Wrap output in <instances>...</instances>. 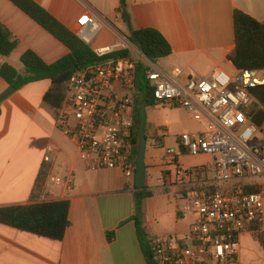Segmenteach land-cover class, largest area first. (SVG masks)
I'll return each mask as SVG.
<instances>
[{
  "label": "crops",
  "instance_id": "obj_1",
  "mask_svg": "<svg viewBox=\"0 0 264 264\" xmlns=\"http://www.w3.org/2000/svg\"><path fill=\"white\" fill-rule=\"evenodd\" d=\"M33 1L75 34L78 20L86 13L95 14L102 28L93 50L116 46L122 39L129 41L132 30L156 29L171 44L173 53L157 64H147L167 71L179 67L189 77L200 78L210 77L214 71L230 75L237 71L229 59L236 48V10L264 21V0H126L129 24L120 13L121 0ZM0 23L19 41L9 57H0V65L8 64L20 74L24 73L21 57L27 51L35 52L49 65L69 54L65 45L10 0H0ZM52 86L51 80L30 83L0 104V209L31 204L47 147L54 146L61 152L59 172L65 175L72 171L78 181L69 197L56 199L70 203L71 225L58 241L0 224V264H148L131 220L136 176L127 177L117 169L89 171L78 161L75 143L57 129L55 109L45 102ZM9 88L0 77V97ZM160 106H147V143L150 139L152 147L174 148L167 145L169 128L155 125V108ZM193 122L190 133L206 128L202 122ZM163 153L157 158L154 150L147 157L146 151V187L154 195L143 203L142 225L151 236L186 238L193 224L187 223L186 214L178 212L181 202L165 186L171 168ZM213 161L210 155L183 154L179 158L186 168L212 167ZM253 181L264 193V180ZM52 194L62 193L56 190ZM110 233L114 234L112 241ZM230 264H264V249L253 235L244 234L237 259Z\"/></svg>",
  "mask_w": 264,
  "mask_h": 264
},
{
  "label": "built area",
  "instance_id": "obj_2",
  "mask_svg": "<svg viewBox=\"0 0 264 264\" xmlns=\"http://www.w3.org/2000/svg\"><path fill=\"white\" fill-rule=\"evenodd\" d=\"M102 28L93 13L77 22V36L92 45ZM130 41L95 48L99 57L125 50L129 56L77 70L67 82L61 106L55 109V125L72 140L78 161L89 171L120 170L136 176L134 125L138 98L136 72L143 64L154 88L157 105L182 108L206 128L184 133L177 148H167L171 168L165 186L181 205L179 213H191L196 222L186 238L151 236L149 251L154 264H230L236 261L240 237L264 234V193L250 192L255 179L264 180V122L256 123L252 109L258 104L252 90L264 87L263 70H237L233 75L214 71L210 77H189L184 69L170 71L147 64V57ZM61 152L48 146L33 202H53L73 193L78 181L71 171L58 169ZM214 158L208 166L186 168L183 155ZM60 190L61 195H51Z\"/></svg>",
  "mask_w": 264,
  "mask_h": 264
},
{
  "label": "trees",
  "instance_id": "obj_3",
  "mask_svg": "<svg viewBox=\"0 0 264 264\" xmlns=\"http://www.w3.org/2000/svg\"><path fill=\"white\" fill-rule=\"evenodd\" d=\"M21 9L43 29L69 49V54L54 64H46L35 52L27 51L21 57L24 73L20 74L15 68L8 64L0 65V77L10 86L9 91L0 97V104L8 96L21 90L24 86L42 80H51L52 88L45 96V102L54 109L61 106L67 82L77 71L89 68L108 60H115L129 56L125 50L116 51L108 56L99 57L94 50L81 40L75 33L70 31L56 18L49 14L43 7L33 0H10ZM120 13L124 21L129 24L130 17L126 9V0H121ZM236 48L229 57L234 67L241 70H263L264 71V21H258L240 10L234 13ZM129 41L153 64L172 55L171 44L164 35L153 28L132 30ZM18 39L0 23V57H9L18 47ZM77 68V69H75ZM146 68L138 64L136 72L137 103L134 125V161L136 163L138 154V138L140 125V98L143 96L147 106H155L154 88L146 79ZM258 104L252 109L253 120L261 124L264 122V87L252 90ZM38 186L35 187L37 192ZM250 192H259L258 188H248ZM33 196V201L36 198ZM135 213L132 221L135 222L141 245L148 261L154 264L149 242L151 235L146 232L142 225L143 203L151 198L154 193L148 187L138 189L134 192ZM31 202L29 205L12 206L0 209V224L15 229L37 234L50 239L62 241L71 223L69 220L70 203L68 201H53L45 203ZM109 241L114 239V234H108ZM264 249V234H256Z\"/></svg>",
  "mask_w": 264,
  "mask_h": 264
},
{
  "label": "rangeland",
  "instance_id": "obj_4",
  "mask_svg": "<svg viewBox=\"0 0 264 264\" xmlns=\"http://www.w3.org/2000/svg\"><path fill=\"white\" fill-rule=\"evenodd\" d=\"M90 47H94L92 44ZM133 51L136 53L137 49L133 48ZM154 122L155 125L158 126H165L169 128V136L167 140L168 146H174V148H177L176 145H178V140L180 136L184 133H190L191 131L189 129L192 128L194 125L193 120L191 119V116L183 109L180 108H169V106H163L155 108V114H154ZM146 123H147V112H146ZM195 127V125H194ZM178 136V137H177ZM166 147H152L150 143V139L147 143V157H149L150 152L155 150V156L157 158H161L163 156V150L166 152ZM214 160V158H213ZM153 182H157V177L154 176ZM253 183H256L253 181ZM254 188H258L260 192L259 184L256 183L253 186ZM187 223H192L193 225L196 222V216L188 213L186 214ZM194 222V223H193ZM256 238V235H253Z\"/></svg>",
  "mask_w": 264,
  "mask_h": 264
},
{
  "label": "water",
  "instance_id": "obj_5",
  "mask_svg": "<svg viewBox=\"0 0 264 264\" xmlns=\"http://www.w3.org/2000/svg\"><path fill=\"white\" fill-rule=\"evenodd\" d=\"M77 69V68H75ZM140 125L138 138V154L136 159V181L138 189H143L146 186V151H147V137H146V109L147 102L144 101L143 96L140 98Z\"/></svg>",
  "mask_w": 264,
  "mask_h": 264
}]
</instances>
